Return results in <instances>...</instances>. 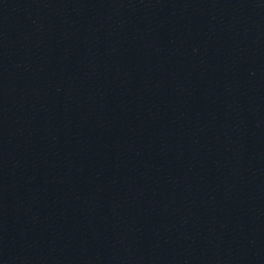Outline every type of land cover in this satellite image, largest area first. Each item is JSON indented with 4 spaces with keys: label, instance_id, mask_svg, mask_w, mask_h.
I'll return each mask as SVG.
<instances>
[{
    "label": "water",
    "instance_id": "95a60500",
    "mask_svg": "<svg viewBox=\"0 0 264 264\" xmlns=\"http://www.w3.org/2000/svg\"><path fill=\"white\" fill-rule=\"evenodd\" d=\"M0 264H264V0H0Z\"/></svg>",
    "mask_w": 264,
    "mask_h": 264
}]
</instances>
